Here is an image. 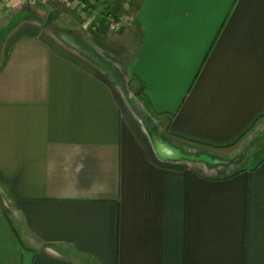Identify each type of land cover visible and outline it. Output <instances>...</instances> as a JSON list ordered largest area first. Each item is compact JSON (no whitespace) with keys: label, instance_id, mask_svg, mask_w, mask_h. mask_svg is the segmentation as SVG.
Masks as SVG:
<instances>
[{"label":"crops","instance_id":"0c3cea01","mask_svg":"<svg viewBox=\"0 0 264 264\" xmlns=\"http://www.w3.org/2000/svg\"><path fill=\"white\" fill-rule=\"evenodd\" d=\"M77 1L0 0V264H264V0Z\"/></svg>","mask_w":264,"mask_h":264},{"label":"rangeland","instance_id":"374dc122","mask_svg":"<svg viewBox=\"0 0 264 264\" xmlns=\"http://www.w3.org/2000/svg\"><path fill=\"white\" fill-rule=\"evenodd\" d=\"M55 28L63 29L65 36H67L68 38L71 37L70 40L71 41L73 40L72 42H75L74 40L77 41V39L79 40V38L83 41V43L85 42L84 38H85L86 33L84 32V30H82V31L79 30L78 27H55ZM189 149H190L189 154L195 155L196 157L206 155V154H204V152L201 151V149L197 148L196 146H190ZM225 155H226V152L223 151V153H218L217 157H219L218 159L220 161H222L224 159L223 156H225Z\"/></svg>","mask_w":264,"mask_h":264},{"label":"built area","instance_id":"2783aa9c","mask_svg":"<svg viewBox=\"0 0 264 264\" xmlns=\"http://www.w3.org/2000/svg\"><path fill=\"white\" fill-rule=\"evenodd\" d=\"M59 1H64L68 4L71 3V4H75L77 6H81V3H79L77 0H59ZM82 7H83V5H82Z\"/></svg>","mask_w":264,"mask_h":264}]
</instances>
